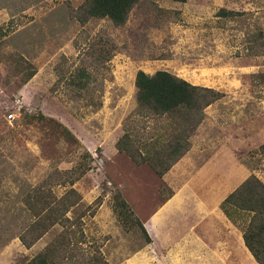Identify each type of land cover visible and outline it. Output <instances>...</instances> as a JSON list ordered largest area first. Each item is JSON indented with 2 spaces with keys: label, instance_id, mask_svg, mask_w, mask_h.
<instances>
[{
  "label": "rangeland",
  "instance_id": "rangeland-1",
  "mask_svg": "<svg viewBox=\"0 0 264 264\" xmlns=\"http://www.w3.org/2000/svg\"><path fill=\"white\" fill-rule=\"evenodd\" d=\"M84 1L0 0V264L47 247L54 264H103L107 249L146 243L118 199L142 221L176 190L202 195L187 185L198 175L209 187L221 174L206 195L222 200L251 174L264 184V0H141L119 27L81 23ZM138 71L223 94L163 176L117 149L125 131L135 155L173 141L171 121L136 114ZM229 229L226 264H251Z\"/></svg>",
  "mask_w": 264,
  "mask_h": 264
},
{
  "label": "trees",
  "instance_id": "trees-1",
  "mask_svg": "<svg viewBox=\"0 0 264 264\" xmlns=\"http://www.w3.org/2000/svg\"><path fill=\"white\" fill-rule=\"evenodd\" d=\"M141 0H85L78 8L77 18L81 23L90 19H106L114 26H123L131 10ZM184 3L186 0H171ZM27 76V78H29ZM73 84H78L73 79ZM136 114L142 117L163 118L171 121L173 131L179 129V134H170L171 144L167 150L154 154L138 155L131 150V140L126 131L117 143L119 151H125L136 164L149 163L159 176H163L188 151L189 144H183L189 139V134L199 123L198 116L223 94L212 89L191 85L183 79L166 71H157L148 75L138 71L135 76ZM192 123L194 124L192 126ZM259 153L264 157V144L259 147ZM157 167H160L157 169ZM67 205L65 211L68 210ZM220 209L226 218L242 233L245 248L257 264H264V184L251 174L233 192L221 202ZM113 211L118 219L126 224L136 226L150 243L140 220L136 219L127 203L116 200ZM54 216L53 214H51ZM40 237L37 236L36 239ZM28 248V243L21 239ZM54 251L47 247L42 253L33 257L28 264H54L51 260ZM103 264H108L104 262Z\"/></svg>",
  "mask_w": 264,
  "mask_h": 264
},
{
  "label": "crops",
  "instance_id": "crops-1",
  "mask_svg": "<svg viewBox=\"0 0 264 264\" xmlns=\"http://www.w3.org/2000/svg\"><path fill=\"white\" fill-rule=\"evenodd\" d=\"M220 175L211 177L209 187L208 183L198 181L204 179L199 175L194 186L191 182L187 184L195 192L197 187L204 189L202 195L185 196L184 189L174 191L146 220L139 219L151 242L140 244L130 252L126 249L127 255L123 254L121 245H116L105 251L106 261L109 264H226L224 232H231L229 228L235 226L220 209L222 197L206 195L222 189ZM240 238L242 241V234ZM240 244L245 248L243 241ZM250 257L251 264H257L251 254Z\"/></svg>",
  "mask_w": 264,
  "mask_h": 264
}]
</instances>
